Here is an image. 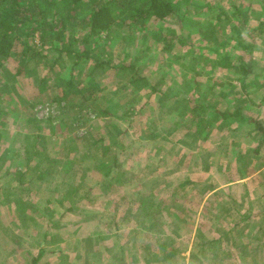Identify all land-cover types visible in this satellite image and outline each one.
<instances>
[{
    "label": "rangeland",
    "instance_id": "rangeland-1",
    "mask_svg": "<svg viewBox=\"0 0 264 264\" xmlns=\"http://www.w3.org/2000/svg\"><path fill=\"white\" fill-rule=\"evenodd\" d=\"M173 1L178 15L123 27L88 45L96 46L92 58L116 70L92 72V60L71 69L74 53L58 59L55 44L43 43L38 33L28 46L25 38L16 41L12 58H0V264H31L43 237L47 253L63 247V264H264L262 21L238 17L235 8L248 12L249 0ZM219 10L232 19L222 22ZM80 19L69 28L85 38ZM34 50L41 57L27 63L23 54ZM45 75L48 86L40 83ZM181 93L209 107L195 126L200 134L186 131L200 113L191 109L171 132ZM237 111L250 122H239ZM27 117L37 127L27 125ZM158 117L170 120L169 129L157 130L164 136L155 143L149 142L154 132L139 137L161 122ZM184 134L194 152L171 150ZM203 136L209 139L202 142ZM162 142L168 145L159 148ZM175 153H190L183 168L191 162L192 181L166 173ZM29 214L40 222L30 229L33 243ZM119 236L141 243L133 244L132 258L111 240ZM76 237L82 253L90 251L87 238L95 237L91 247L100 255L73 262ZM46 264L62 263L47 257Z\"/></svg>",
    "mask_w": 264,
    "mask_h": 264
},
{
    "label": "trees",
    "instance_id": "trees-1",
    "mask_svg": "<svg viewBox=\"0 0 264 264\" xmlns=\"http://www.w3.org/2000/svg\"><path fill=\"white\" fill-rule=\"evenodd\" d=\"M176 8L177 4L173 0H89L88 3H85L84 0H0V58L6 60L12 58L16 41L25 38V44L28 46L29 39L38 33L43 43L47 41L55 44L58 59L74 53L75 62L71 69L78 66L83 60H92V72L105 69L107 71L116 70L118 67L107 65L97 57L92 58L91 54L96 46L92 49L88 48V45L92 42L98 44L104 41L102 38L109 40L117 29L120 30L137 23L146 24L153 18L163 21L172 15H178ZM78 18H81L82 26L88 29L85 38H81L76 30L69 28H74ZM263 26L264 23H262ZM70 36L77 38L76 42L72 41ZM78 38L82 40L78 41ZM77 44L78 46H76ZM26 53L23 56L26 57L27 63L41 57L40 52L36 50L30 56H27ZM34 75L38 76L37 71H34ZM49 80V75H45L40 79V83L48 86ZM73 82L72 78L66 84L72 87ZM196 86L197 89L200 87V85ZM81 99L83 103L88 100L84 97ZM206 107L205 105L195 107L194 111L200 109L204 113ZM25 120L27 125H32L31 122H34L37 127L36 120L30 117ZM31 134L38 135L37 132H28L26 136ZM39 137L42 138V135ZM99 142H104V139ZM260 147L261 144L256 152ZM102 159V155L97 158L98 161ZM93 165L95 166L97 163L93 162ZM110 171L105 174L108 175ZM26 174L24 172L21 177ZM78 186L77 189L82 187L83 183ZM77 189L75 194L78 193ZM19 192H23V190ZM66 197L69 198L70 194L68 193ZM26 202L32 205L31 201ZM17 203L20 204L18 201Z\"/></svg>",
    "mask_w": 264,
    "mask_h": 264
},
{
    "label": "crops",
    "instance_id": "crops-1",
    "mask_svg": "<svg viewBox=\"0 0 264 264\" xmlns=\"http://www.w3.org/2000/svg\"><path fill=\"white\" fill-rule=\"evenodd\" d=\"M228 1L230 3H235L236 2V0H228ZM221 2H222V0H221ZM243 2H241V3H243ZM253 4H259V5H261V7H259V8H253L252 7ZM215 5L216 4L210 6V8H211V16L212 17L215 16L214 10L215 11H218V9L215 8ZM247 5H248V12H246V13L243 12V8L240 9L241 7H239V6L235 8L237 10L238 17L240 16V18L243 19V20H254V21L259 20V21H262L264 23V0H249V2H248ZM218 18L222 22H224L227 19H232V16L229 13H226V12H223V11H220L219 10ZM262 22L259 23V26H260V24H262ZM263 28H264V26H263ZM223 64H224V66L226 65L225 63H223ZM240 69H242V71H245V67H242ZM245 73H248V71L245 72ZM195 87H197V86L195 85ZM192 96L193 95H191L189 93H181V94H177L176 97L174 98L175 99V104H174V107L172 108V112L177 113V115L176 114H173L172 118H174L175 115L178 118L177 122L176 123L174 122L175 123V126L174 127L170 128V120H168L166 117H158V119H160L161 122L159 121V123H157V124L152 123L150 126L144 127L146 124H148V123H146L147 121L144 123V126H143L144 128L141 130V133H140V136L139 137L143 136L144 133H146V132H147V134H150L151 132H154L152 135H149L150 136L149 142L150 143H155L156 141H154V140H157L158 138L164 136V135H161V133H158L157 132V130L160 129L162 126H165L167 129L170 128L172 133L175 130H178L180 128L179 125L181 124V123H178V122H180L179 118H181V119H187L189 117L188 116L189 114H187V113H189V111H187V110H190L191 109V111L192 110L194 111L195 107H197L195 105L193 99H189ZM190 100H192V101H190ZM207 109H209V107H206V111H207ZM198 110H200V109H198ZM234 115L239 116V120L241 118V120L239 122H241L243 124H247V123L250 122V120H244V119H242V115L243 114H241L240 111H237L236 114H234ZM124 116H125V114H124ZM204 116H205V113L201 112V110H200V113L194 115V118L195 119H193L191 121V124L192 125L190 123L187 124L186 131L187 132H194L196 134H200L201 131L198 130V129H196L195 126H196V124L199 121L205 120V117ZM227 117H229V116H227ZM199 118H201V119H199ZM124 120H126V119H124ZM148 129H151L150 132L147 131ZM126 132H127V129H126L125 133H123V136L124 137L122 139V140H125V141L128 139V137L126 136V134H127ZM125 137H127V139ZM207 139H209V137L203 136L202 142H205ZM181 140H184V142L183 143L181 142V144H176V145L173 144L170 149L172 150V149H176L177 148L178 151H180L182 149L183 150L193 149V147L191 146V144L185 143V141L189 140V138H187L185 136V134L181 138ZM258 142L259 141H256L255 142V147L257 146V144L259 146V143ZM162 144L163 145H159V148H161L162 146H167L168 145V143H164V142H162ZM258 146L256 148H258ZM194 150L195 149H193L192 152H194ZM198 150H200V148ZM198 150H197V152H198ZM172 156L175 157V159H172V164H174V165H172L166 171V173L169 174V175H176L178 173H182V175H185V176H183L181 179H183L185 181L186 180L187 181H192L194 177H193L192 174L189 173V171L193 170V168L191 167V162L187 166L188 171H186V169L183 168L185 166V162L188 161V158L190 157V153L187 154L186 156L184 154H182V153H175ZM159 160H165V158H162V159H159ZM160 164H162V163H160ZM206 164H207V166L210 165V163H206ZM237 172H238V170H237ZM224 174L226 175V173H224ZM242 179H244V178L242 177L240 181H245V180H242ZM232 184L233 183H228L225 186H230ZM32 212H33V209H32ZM40 212L42 213L43 217H45V218L49 216L48 214H46V211L45 210H41ZM32 215L33 214H29L26 224L29 227V236H30L29 239L33 243V241L36 240V235L35 236H33L34 234H31L30 235V233H31L30 229H32L33 226L36 227L37 225H39L40 222L36 220V217L35 216L32 217ZM19 224H22V223L19 222ZM27 226L25 227V229L27 228ZM140 236H141V232H140ZM115 238H112L111 240H115V243L116 244H119L120 247H122V251L124 253V256L125 255H129L130 258L133 257L132 256V253L135 252V250L133 249V244H139V245H141L140 242H137L135 240H132V238L121 237V236L117 237L116 239ZM10 239H11L12 243H15V244H18V245L21 244V243H19L20 241H19V239L17 237H12ZM95 239H96L95 237H89V238H87V243L91 242L90 243V251H88L89 253L88 252L87 253H82V250L83 249L81 250V248L83 246L81 245L82 244V239L81 238L76 237V238H74L72 240L73 241L72 244L74 246H73V250L70 252V254H71V259L73 260V262H76V260H78V259H81L80 261H82L83 255H85L86 257H92V258H93V256H96L95 254H97L98 256L100 255V252H97L96 253L95 251H93V248L91 247V244H94L95 243V241H94ZM48 242H49L48 238L47 237H43V239L41 241V244L42 245L40 247L41 249H39V253H35L34 254V252L31 251L32 254H34V255H31L32 256L31 264H46V258L47 257H52V258L56 259L57 261H59V263H62L63 264L62 259L64 258V254L66 253L65 250L63 249V247L62 246H58L57 248L51 249L50 253H47L46 247L44 245H46ZM101 242H104V241H101ZM109 242H112V241H109ZM60 243H63V241H60L59 244ZM139 252H138L139 255L142 257L141 254H144V253H142L143 251H141V249H140ZM92 264H94V263L92 262ZM96 264H98V263H96Z\"/></svg>",
    "mask_w": 264,
    "mask_h": 264
}]
</instances>
